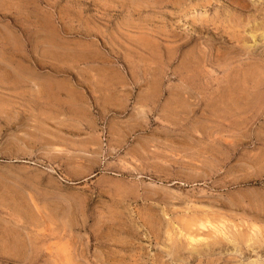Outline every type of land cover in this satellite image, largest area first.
Segmentation results:
<instances>
[{
  "label": "rangeland",
  "instance_id": "374dc122",
  "mask_svg": "<svg viewBox=\"0 0 264 264\" xmlns=\"http://www.w3.org/2000/svg\"><path fill=\"white\" fill-rule=\"evenodd\" d=\"M0 264H264V0H0Z\"/></svg>",
  "mask_w": 264,
  "mask_h": 264
},
{
  "label": "crops",
  "instance_id": "0c3cea01",
  "mask_svg": "<svg viewBox=\"0 0 264 264\" xmlns=\"http://www.w3.org/2000/svg\"><path fill=\"white\" fill-rule=\"evenodd\" d=\"M65 88H66V87H65ZM66 90H67V94H70V88L67 87Z\"/></svg>",
  "mask_w": 264,
  "mask_h": 264
}]
</instances>
